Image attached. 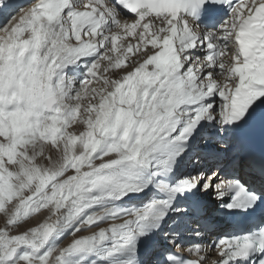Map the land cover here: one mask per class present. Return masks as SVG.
Returning a JSON list of instances; mask_svg holds the SVG:
<instances>
[{"label": "snow or ice", "instance_id": "obj_1", "mask_svg": "<svg viewBox=\"0 0 264 264\" xmlns=\"http://www.w3.org/2000/svg\"><path fill=\"white\" fill-rule=\"evenodd\" d=\"M0 219V264H264V0H0Z\"/></svg>", "mask_w": 264, "mask_h": 264}, {"label": "bare ground", "instance_id": "obj_2", "mask_svg": "<svg viewBox=\"0 0 264 264\" xmlns=\"http://www.w3.org/2000/svg\"><path fill=\"white\" fill-rule=\"evenodd\" d=\"M129 39H131V38H129ZM45 216H46V213H44V212L35 214L34 219L33 218L29 219V223H31L33 226H35L36 222H43V219H44ZM65 243H67V242L65 241Z\"/></svg>", "mask_w": 264, "mask_h": 264}, {"label": "rangeland", "instance_id": "obj_3", "mask_svg": "<svg viewBox=\"0 0 264 264\" xmlns=\"http://www.w3.org/2000/svg\"><path fill=\"white\" fill-rule=\"evenodd\" d=\"M2 223H3V220L2 219H0V225H2ZM67 242V241H66Z\"/></svg>", "mask_w": 264, "mask_h": 264}]
</instances>
